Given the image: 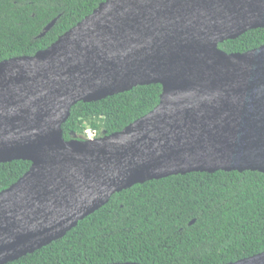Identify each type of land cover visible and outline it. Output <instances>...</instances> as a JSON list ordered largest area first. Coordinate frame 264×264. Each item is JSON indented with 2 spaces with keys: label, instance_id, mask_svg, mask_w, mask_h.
I'll use <instances>...</instances> for the list:
<instances>
[{
  "label": "water",
  "instance_id": "1",
  "mask_svg": "<svg viewBox=\"0 0 264 264\" xmlns=\"http://www.w3.org/2000/svg\"><path fill=\"white\" fill-rule=\"evenodd\" d=\"M258 28L264 0H106L47 49L0 62V164H31L0 192V264L64 237L135 184L264 173V45L218 48ZM150 84L161 94L145 116L64 141L76 103ZM228 264H264V252Z\"/></svg>",
  "mask_w": 264,
  "mask_h": 264
},
{
  "label": "trees",
  "instance_id": "2",
  "mask_svg": "<svg viewBox=\"0 0 264 264\" xmlns=\"http://www.w3.org/2000/svg\"><path fill=\"white\" fill-rule=\"evenodd\" d=\"M106 0H0V62L31 57ZM53 27L39 37L44 27ZM264 45V28L218 45L243 54ZM161 86L78 102L62 125L64 141L118 133L159 103ZM0 164V192L30 167ZM190 224V222H192ZM264 252V173L193 172L135 184L115 193L64 237L7 264H228Z\"/></svg>",
  "mask_w": 264,
  "mask_h": 264
},
{
  "label": "built area",
  "instance_id": "3",
  "mask_svg": "<svg viewBox=\"0 0 264 264\" xmlns=\"http://www.w3.org/2000/svg\"><path fill=\"white\" fill-rule=\"evenodd\" d=\"M88 140L92 141V140H95L96 138H98L97 136V132L90 129V128H87L86 130H84Z\"/></svg>",
  "mask_w": 264,
  "mask_h": 264
},
{
  "label": "rangeland",
  "instance_id": "4",
  "mask_svg": "<svg viewBox=\"0 0 264 264\" xmlns=\"http://www.w3.org/2000/svg\"><path fill=\"white\" fill-rule=\"evenodd\" d=\"M85 130H86V129H85ZM97 136H98V135H97ZM82 140H88V138H87L85 132L83 133V138H82Z\"/></svg>",
  "mask_w": 264,
  "mask_h": 264
},
{
  "label": "bare ground",
  "instance_id": "5",
  "mask_svg": "<svg viewBox=\"0 0 264 264\" xmlns=\"http://www.w3.org/2000/svg\"><path fill=\"white\" fill-rule=\"evenodd\" d=\"M90 143H94V142H90Z\"/></svg>",
  "mask_w": 264,
  "mask_h": 264
}]
</instances>
